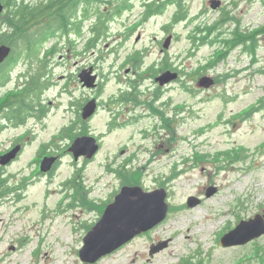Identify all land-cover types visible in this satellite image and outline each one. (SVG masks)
Wrapping results in <instances>:
<instances>
[{"label": "rangeland", "instance_id": "1", "mask_svg": "<svg viewBox=\"0 0 264 264\" xmlns=\"http://www.w3.org/2000/svg\"><path fill=\"white\" fill-rule=\"evenodd\" d=\"M116 1H92L73 44L62 40L53 54L55 39L41 46L48 89L30 98L21 126L0 117V264H87L83 238L131 186L163 189L167 217L93 264H258L264 236L231 248L219 241L240 221L264 219V0H129L109 19ZM153 2L167 5L145 19ZM97 9L109 30L92 47ZM210 28L193 48L191 34ZM236 34L250 39L232 45ZM24 47L0 104L28 71ZM89 69L93 91L77 78ZM94 98L97 111L79 120ZM86 136L98 149L74 159L69 148ZM191 197L200 203L190 207ZM160 241L167 247L150 256Z\"/></svg>", "mask_w": 264, "mask_h": 264}, {"label": "trees", "instance_id": "2", "mask_svg": "<svg viewBox=\"0 0 264 264\" xmlns=\"http://www.w3.org/2000/svg\"><path fill=\"white\" fill-rule=\"evenodd\" d=\"M92 1L94 0H0L2 7L0 13V45L8 43L12 48L7 64H11L13 67L18 63L19 55H16V51L18 50V43H22L26 46L23 52L26 53V57H30V55L33 57V59H26L27 64L32 67L33 63H35V68H37L34 73L30 74L31 78L27 75L26 79L27 81L30 79V81L27 89L26 87L24 88L28 92L26 98L18 100L16 96L9 97L6 103L1 106L0 111H3V109L10 111L7 115L8 118L23 119L24 113L33 107L31 101L29 100L28 102V98L35 96L38 99L48 89L49 81H47L45 65L47 56L45 55V58L41 57V46L48 43L51 39H55L49 51V54H53L58 51L62 40L65 43L73 44L80 38L84 21L92 16V7L90 6ZM116 2V6L109 13L108 18H116L123 11L130 8L129 0H118ZM156 4L155 2L147 4L148 8L144 13L145 19L152 14L161 12L164 6L167 5L166 3ZM99 12L97 9L94 17V26L90 30L91 38H89L88 44L92 47L97 41L106 37L109 30L108 24L110 21L103 22V18L107 14ZM176 21L177 16L173 18V23ZM213 31L214 29L208 32L197 29L189 38L191 46L197 48L203 45ZM202 34H205V36ZM245 38L249 37L236 34V42L232 45L239 43V41L240 44L244 43ZM1 79L6 81L8 73L5 76L2 75ZM153 108L155 109L154 106ZM1 192L2 186L0 185V194ZM257 261H259L258 264H264V254Z\"/></svg>", "mask_w": 264, "mask_h": 264}, {"label": "water", "instance_id": "3", "mask_svg": "<svg viewBox=\"0 0 264 264\" xmlns=\"http://www.w3.org/2000/svg\"><path fill=\"white\" fill-rule=\"evenodd\" d=\"M168 41L164 45L167 47ZM8 46H0V63L9 55ZM169 75V74H165ZM172 76H162L156 81L162 85L175 78ZM80 81L86 88L94 87L96 77L92 75V70L83 71ZM205 81L209 79L205 78ZM94 100L88 103L83 109L82 118H89L95 111ZM97 150V146L90 138L83 137L77 139L69 148L74 158L85 156L90 159ZM13 151L3 158H14ZM53 161L45 162L42 170L47 171ZM211 189L210 193H214ZM207 193V196L210 195ZM166 193L163 189L145 192L140 187H123L120 193L115 196L104 210L103 215L95 226L83 238V247L79 251L82 262L93 264L102 257L112 254L117 249L131 241L136 236L145 233L164 221L167 215L168 206L165 202ZM200 203L197 198L191 197L188 205L196 206ZM264 235V219L256 215L253 219L240 222L232 231L225 234L221 240L222 247H232L245 245L248 242ZM167 247V242H162L150 247V256L162 251Z\"/></svg>", "mask_w": 264, "mask_h": 264}, {"label": "flooded vegetation", "instance_id": "4", "mask_svg": "<svg viewBox=\"0 0 264 264\" xmlns=\"http://www.w3.org/2000/svg\"><path fill=\"white\" fill-rule=\"evenodd\" d=\"M223 16H225V15H222V17H221V19L220 20H223L224 19V17ZM209 29V28H208ZM208 29H206V31L208 32L209 30ZM211 29H214V28H210V30ZM262 31V30H261ZM247 40H249V38L247 39ZM247 40H245V41H247ZM245 41H243V42H245ZM207 43V42H206ZM238 45L240 44V42L239 43H237ZM241 44H244V43H241ZM247 52H251L250 50H248ZM12 53V49H11V51H10V54ZM9 54V55H10ZM219 59V58H218ZM222 59H223V57H222ZM7 61H8V59L6 58L2 63H0V87H4L7 83H8V81H9V76H10V71H11V69L16 65H14L13 67H12V65L11 64H7ZM27 65V68H28V71L27 72H23V73H20L19 74V76H17V81L19 80L20 81V83H18L17 85H16V90L15 91H13V92H11V93H8V94H6L7 96L3 99V102L0 104V108H1V106L2 105H4L5 103H6V101H7V99L9 98V97H17L18 98V100H23V98H26V95H27V91H26V89H27V87H28V83H29V81H30V79H28V81H27V75H29V78H31V76H30V74H32L33 72L31 71V67L29 66V64H26ZM206 69H209V66H207L206 67ZM83 71H86V70H82L81 72H80V74L83 72ZM8 73V79L6 80V81H2L3 79H1V77H2V75H6ZM80 74L78 75V81H79V84H80V86L81 87H83V88H85L84 86H83V84L80 82V78H79V76H80ZM5 79V78H4ZM156 80V78L154 79V81ZM27 83V84H26ZM26 85V86H25ZM96 85V84H95ZM95 85H94V87H95ZM26 87V89L24 90V88ZM94 87L93 88H86L88 91H93L94 90ZM18 93H21V95L20 94H18ZM29 100H30V98H28V102H29ZM91 100H95L96 101V99L94 98V99H91ZM97 103V105L99 104L98 102H96ZM153 106L156 108V106H155V104L153 103ZM98 107H99V105H98ZM28 111H29V109H28ZM28 111H26L25 113H24V115H26L27 113H28ZM97 111V110H96ZM95 111V112H96ZM9 110H5V109H3V111H0V117H4V118H6L7 120H12V119H14L15 120V126H21L24 122H23V120H24V118L23 119H19V120H17V119H15V118H8L7 117V115L9 114ZM93 115H94V113H93ZM92 118V116H90L89 118H87V119H81V117L79 118V120H82V121H86V120H89V119H91ZM113 125V124H112ZM0 129H2V128H0ZM52 167V166H51ZM51 169V168H50ZM4 182L3 181H0V185H2ZM2 188H3V186H2Z\"/></svg>", "mask_w": 264, "mask_h": 264}]
</instances>
